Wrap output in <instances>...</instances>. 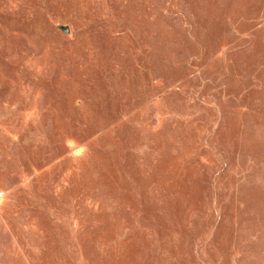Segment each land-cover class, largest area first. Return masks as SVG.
I'll return each mask as SVG.
<instances>
[{
    "label": "rangeland",
    "instance_id": "374dc122",
    "mask_svg": "<svg viewBox=\"0 0 264 264\" xmlns=\"http://www.w3.org/2000/svg\"><path fill=\"white\" fill-rule=\"evenodd\" d=\"M0 264H264V0H0Z\"/></svg>",
    "mask_w": 264,
    "mask_h": 264
}]
</instances>
